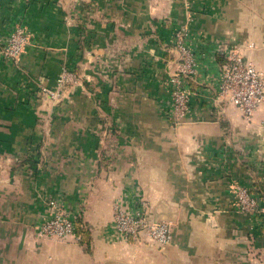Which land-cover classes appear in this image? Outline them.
<instances>
[{"label":"crops","instance_id":"crops-1","mask_svg":"<svg viewBox=\"0 0 264 264\" xmlns=\"http://www.w3.org/2000/svg\"><path fill=\"white\" fill-rule=\"evenodd\" d=\"M21 26L17 64L0 57V264H264V101L245 119L215 102L223 53L239 47L264 77V0H0V35ZM197 57L185 123L167 110L174 31ZM73 83L57 99L58 80ZM142 195L172 240L114 231V206ZM61 199L78 240L39 236Z\"/></svg>","mask_w":264,"mask_h":264},{"label":"built area","instance_id":"built-area-1","mask_svg":"<svg viewBox=\"0 0 264 264\" xmlns=\"http://www.w3.org/2000/svg\"><path fill=\"white\" fill-rule=\"evenodd\" d=\"M188 36L186 26L177 28L172 36V45L176 49L177 57L167 80L170 102L166 112L175 126L185 123L191 111V101L197 95L194 86L200 84L197 78V57L190 48ZM28 42L24 29L15 26L9 35H0V57L7 63L17 64ZM223 58L218 85L213 91L215 102L234 106L248 119L264 101V77L253 62L243 56L239 47H229L223 53ZM68 74L65 73V76L58 80L55 90L42 89L43 93L50 99L59 98L67 86L73 83L74 76ZM232 190L240 211L264 214V209L258 203L256 190L238 184H235ZM43 204L45 215L37 226L40 237L80 239L75 215L67 209L61 199L48 198ZM113 223L115 233L133 243H151L162 248L172 240L171 227L150 215L147 201L142 195H138L128 207L115 205Z\"/></svg>","mask_w":264,"mask_h":264}]
</instances>
